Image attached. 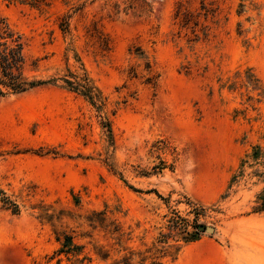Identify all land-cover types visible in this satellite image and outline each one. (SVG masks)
I'll list each match as a JSON object with an SVG mask.
<instances>
[{"label": "rangeland", "instance_id": "1", "mask_svg": "<svg viewBox=\"0 0 264 264\" xmlns=\"http://www.w3.org/2000/svg\"><path fill=\"white\" fill-rule=\"evenodd\" d=\"M0 19L48 81L0 97V264H264V0Z\"/></svg>", "mask_w": 264, "mask_h": 264}, {"label": "trees", "instance_id": "2", "mask_svg": "<svg viewBox=\"0 0 264 264\" xmlns=\"http://www.w3.org/2000/svg\"><path fill=\"white\" fill-rule=\"evenodd\" d=\"M26 48L24 36L12 29L6 20L0 19V97L26 93L48 84V81L31 79L25 74ZM3 203L13 213H19V207L10 200Z\"/></svg>", "mask_w": 264, "mask_h": 264}, {"label": "water", "instance_id": "3", "mask_svg": "<svg viewBox=\"0 0 264 264\" xmlns=\"http://www.w3.org/2000/svg\"><path fill=\"white\" fill-rule=\"evenodd\" d=\"M200 230H206L209 233H213L214 232L213 228H210V227L207 228L205 226H200Z\"/></svg>", "mask_w": 264, "mask_h": 264}]
</instances>
